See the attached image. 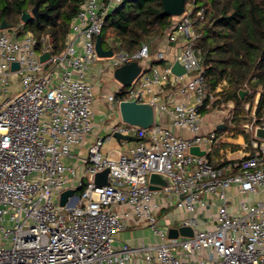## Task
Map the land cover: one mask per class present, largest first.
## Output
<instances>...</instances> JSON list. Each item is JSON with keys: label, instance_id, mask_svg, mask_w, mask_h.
Instances as JSON below:
<instances>
[{"label": "built area", "instance_id": "built-area-1", "mask_svg": "<svg viewBox=\"0 0 264 264\" xmlns=\"http://www.w3.org/2000/svg\"><path fill=\"white\" fill-rule=\"evenodd\" d=\"M123 1L85 0L63 52L44 62L48 39L40 52L38 40L21 26L0 25V264H264V139L256 137L264 117L247 105L242 130L250 141L241 144L229 139L234 133L225 121L224 133H201L202 110L215 104L219 88L213 93L205 82L195 30L204 11L194 13L193 0L165 33L170 42L184 40L171 65H142L152 41L134 53L100 58L96 38ZM134 61L141 73L129 87L118 82L107 96L110 113L123 101L150 104L191 137L158 123L122 122L96 136V85ZM176 61L185 74L172 72ZM167 85H179L186 102L172 107L164 101ZM228 107L231 123L234 103ZM114 133L138 141L131 146L122 140L115 156L106 154ZM236 145L242 156L231 158ZM192 147L205 155L191 153ZM105 170L108 184L99 185L95 177ZM152 173L172 184L152 190ZM69 189L76 192L61 205ZM133 223L146 225L156 240L116 245ZM181 227L193 235L170 238L169 230Z\"/></svg>", "mask_w": 264, "mask_h": 264}, {"label": "trees", "instance_id": "trees-1", "mask_svg": "<svg viewBox=\"0 0 264 264\" xmlns=\"http://www.w3.org/2000/svg\"><path fill=\"white\" fill-rule=\"evenodd\" d=\"M84 1L0 0V25L21 26L38 40L40 52L43 39H48V51L57 55L63 52L71 25ZM193 1L194 13L204 11V18L195 23V30L205 82L213 93L222 88L219 99L209 109L204 108L202 114L211 111L218 102L232 101L231 122L242 123L247 119L242 113L244 104L253 103L259 95L256 116L264 117V0ZM36 5L38 18L22 24V15ZM163 11L161 0H124L104 20L101 32L104 49L134 53L143 43L161 37L178 18ZM161 63L153 61L150 66ZM241 91L246 94L242 96ZM218 151L216 148L215 154Z\"/></svg>", "mask_w": 264, "mask_h": 264}, {"label": "crops", "instance_id": "crops-1", "mask_svg": "<svg viewBox=\"0 0 264 264\" xmlns=\"http://www.w3.org/2000/svg\"><path fill=\"white\" fill-rule=\"evenodd\" d=\"M184 44L183 38H180L176 42H170L169 38L166 34L162 35L159 38H156L153 40V42L150 45V57L147 60L142 61V65L150 66V64L153 61H161L157 59V56L162 53L164 55V59H162L161 65L164 66H169L171 65L176 56L179 54L181 51L182 45ZM115 79L112 77L111 73H108L105 77H103V80L101 82H98L96 85V97H95V103L93 106V123L98 128L96 131V136L100 135L102 132L103 134L106 133L109 134L111 131L112 126L116 122H123L121 112H120V106L116 108L114 113H110V105L107 101V96L115 89L118 87V81L116 80L117 83L112 84L111 80ZM113 89V90H112ZM179 85H167V87L163 90L161 97L164 101L169 103L172 107H175V105L179 103L186 102V99L183 95L180 94L179 92ZM108 105V106H107ZM219 110H211L207 113H212L214 117L210 119L209 121H205L204 115L203 114V125L201 129L202 134H206L210 131H213L215 128H218L219 126H224V129L227 125L224 118L226 117V114L221 111L220 114L215 113L218 112ZM114 116V118L112 117ZM113 119H112V118ZM115 119V120H114ZM227 124H223V122ZM158 123L161 124L170 130H172L174 133L177 135L183 136V137H191L192 134L186 130V129H180V128H175L172 124V116L169 113H156L154 111L153 113V124ZM233 127V126H232ZM220 129V130H224ZM233 130V129H232ZM234 131V130H233ZM95 136L90 139L89 142H92L94 140ZM231 141H234L237 144H241L245 141L243 136H233L229 138ZM122 141V140H121ZM121 141H119L116 138H111L110 141L105 145L104 147V152L106 154H111L112 156H115L113 151L115 149H118L119 146H121ZM138 141H129L127 140V143L131 145V142L136 143ZM88 142V144H89ZM240 146V145H239ZM241 147V146H240ZM229 157L231 158H238L241 157L242 154L238 150H233L232 152L228 153ZM222 154L220 151H218L217 154L214 155L215 159L221 158ZM116 245H121L123 243H129L130 245H137L142 241H155L156 238L154 234L151 232V230L143 224H138V223H133V225L129 226L126 228L124 231L119 233L116 237Z\"/></svg>", "mask_w": 264, "mask_h": 264}, {"label": "water", "instance_id": "water-1", "mask_svg": "<svg viewBox=\"0 0 264 264\" xmlns=\"http://www.w3.org/2000/svg\"><path fill=\"white\" fill-rule=\"evenodd\" d=\"M164 8V14L169 16H180L185 11V6L187 0H161ZM38 12V5L31 11L24 13L22 15L21 20L24 23H27L32 18H38L39 16ZM2 29L9 28V25L6 23H2L1 25ZM96 51L100 58H110L114 55V51L112 49H104L101 39V34L97 36L96 38ZM51 57V52L47 51L44 54L41 55L40 60L42 62L46 61ZM13 69H18L19 64L13 63L12 65ZM172 72L175 75H183L186 73V69L180 65L179 62H175L172 65ZM142 67L139 65L138 62L134 61L129 64H125L119 68H117L114 71V78L118 82H120L125 87H129L132 82L137 78V76L141 73ZM245 91H241V95H245ZM120 112L122 116L123 122L134 125V126H140L147 128L149 126L153 125V113L154 109L150 104H144V103H137L136 101H123L120 103ZM217 129H224V126H219ZM256 137L264 139V128H258L256 130ZM114 138L121 140H129V141H135L137 138L133 136H124L119 133H114ZM191 153L198 155V156H204L205 151H201L199 147H192L190 150ZM109 170H105L95 177V182L99 185H106L108 184L107 176H108ZM150 188L152 190H157L158 188L162 186H169L172 184L169 177L159 174V173H152L150 175ZM75 190L69 189L62 194L61 198V205H65L68 198L75 194ZM179 235L182 236H192L193 230L190 227H181L179 229L171 228L169 230V236L170 238H177Z\"/></svg>", "mask_w": 264, "mask_h": 264}, {"label": "rangeland", "instance_id": "rangeland-1", "mask_svg": "<svg viewBox=\"0 0 264 264\" xmlns=\"http://www.w3.org/2000/svg\"><path fill=\"white\" fill-rule=\"evenodd\" d=\"M111 82H112V84H115V83H117L116 82V80L115 79H113V80H111ZM113 90V89H112ZM114 91V90H113ZM219 91H222V88H219ZM219 99V98H218ZM257 100H258V95L256 96V99H255V101L252 103V102H247V103H245L244 104V112H242V113H244L243 115H244V117H247V115H248V112H247V110H246V107H247V105H249L250 106V111H251V108H253L256 104H257ZM229 103V102H228ZM228 103H220V102H218L217 104H216V106L215 107H213L212 108V110H219L218 112H216L215 113V116H216V114H220L221 113V111H223V113H227V110L229 109V107H228ZM234 103V102H233ZM108 106V105H107ZM249 111V112H250ZM113 118H114V116H112ZM111 117V118H112ZM214 117V115L212 114V113H207V114H205L204 115V119H205V121H209L210 119H212ZM243 117V116H242ZM112 118V119H113ZM227 118V117H226ZM226 118H224V120L226 121ZM245 119V118H244ZM115 120V119H114ZM248 119H246V120H243L242 121V123L241 122H236V123H233V122H231L230 123V121L229 120H227V124H231L232 126H233V133H234V136H244L243 135V130H242V125H243V123L244 122H246ZM217 133L220 135V134H222V133H224V131L223 130H218L217 131ZM99 137H104V136H106V133L105 134H103L102 132L100 133V135H98ZM244 139H246V141H250L249 140V137L248 136H244ZM131 144V146L132 145H134L135 143L134 142H131L130 143ZM235 149L236 150H238V149H240V146L239 145H236L235 146ZM87 156V150H85V148H83V157H86Z\"/></svg>", "mask_w": 264, "mask_h": 264}]
</instances>
